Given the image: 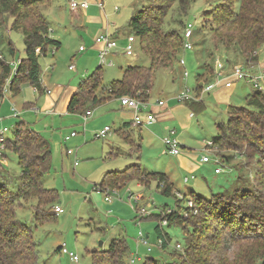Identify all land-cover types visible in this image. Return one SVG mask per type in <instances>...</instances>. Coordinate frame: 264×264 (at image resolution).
Returning <instances> with one entry per match:
<instances>
[{
  "label": "rangeland",
  "instance_id": "374dc122",
  "mask_svg": "<svg viewBox=\"0 0 264 264\" xmlns=\"http://www.w3.org/2000/svg\"><path fill=\"white\" fill-rule=\"evenodd\" d=\"M150 1L154 7L161 9L157 13V18L162 20L161 32L172 30L181 34L185 23H192L193 48L183 51L181 46L178 49V57L185 61L184 68L178 64V58L171 68L159 69L154 73L150 96L144 101H149L151 109L157 113V119L151 125L140 128L134 126L129 130L132 138L140 145L136 154L132 153L129 144L122 141L116 131L124 121L132 118V113L123 108L118 99H111L94 107L93 115L84 121L82 114H58L55 108L53 113H44L48 94L37 93L26 80L20 82L17 93L9 89L4 93L0 115L7 118L0 122V127L10 128L17 120H24L50 144L51 166L42 177V185L56 191V205L62 211L54 218L48 217L36 222L31 206L34 201L31 203L22 200L15 209L16 218L33 230L38 250L36 264H91V251L106 249L110 240L117 235L124 236L129 246L125 264H142L148 256L169 261V254L173 250L180 252L182 256L179 258L184 261L192 256H202L205 264H249V258H254L253 255L264 253V232L238 230L237 225L227 224L225 220L214 217L202 221L193 230L190 238L192 242L197 240L195 247L188 243L183 247L185 233L180 227H163L168 243L166 250L162 252L157 246L155 231L158 219L139 217L135 208L144 207L153 215L160 214L164 210L176 209L175 198L161 194L153 180L148 186H144L132 179L118 189L114 188L117 189V194L112 192L113 189L106 191L111 196L110 202L104 199L105 192L100 191L97 186L108 172H119L137 163L142 169L169 176L174 191L182 192L176 195L178 198L192 190L196 197L208 199L214 193L224 192L229 185L228 194L239 192L246 196L262 192L264 196V156L253 153L257 145L244 140L234 146L220 140V145L213 143L206 147L209 142L217 139V123L226 122L229 106H244L247 95L255 90L253 86L244 80L238 81L227 98L215 96L220 87L216 86L202 94L200 100L203 98L205 108L192 112L193 116L189 115L191 109L186 103L176 99L185 87L192 89L195 86L197 74H207L203 64L209 62L210 50H214L215 58L223 62L227 57L232 58L225 71L234 63L248 67L241 57L233 58L235 56L231 51L227 54L221 45L215 46L218 40L214 31L219 2L226 1L230 10L237 12L239 0H184L185 4L180 3V0H103L105 11L98 7L94 11L101 19L88 25V29L76 31L75 24L69 21L68 0H52L50 5L38 7L45 15L54 38L60 41V46L52 47L46 55L39 57L42 83L51 92L61 86L64 91L71 86L76 87L81 78H86L99 65L98 49L95 53L93 46L94 36L100 32L110 34L120 29L122 32L119 39L122 38V41L119 47L122 48L127 43L125 36L129 34L125 33L130 29L128 21L131 14ZM225 15L227 14H222L220 18ZM12 23V16L0 19V54L9 63L18 61L25 55L23 33L21 29L12 27ZM133 36V55L121 54L120 48L118 56L108 59L107 55L106 63L99 69L103 85L120 79L127 65L150 64L148 56L140 47L139 38ZM9 43L14 51L12 54ZM81 45L85 46V51L78 50ZM263 57L264 46L259 52L260 60ZM110 60L113 63L110 64ZM70 65H74V69H69ZM260 65L262 63L258 61L254 68L257 69ZM184 70L188 71L186 77L183 76ZM158 99L165 101L166 106H157ZM26 102L33 103L32 107L25 109ZM12 105L20 112L19 117L9 116L12 115ZM33 107L38 110L35 112ZM104 125L110 126V133L104 138H97L95 133ZM255 128L257 129L252 125L247 127L246 130L250 132L248 138H255ZM169 129H175L180 144L179 154L168 152L162 142ZM71 131H76V135L64 141V136ZM5 135L12 139L11 131H7ZM66 149L74 150L76 157L67 155ZM261 149L264 150L263 145ZM5 153L6 158L0 156V164L3 166L0 170L5 171L4 185L16 195L22 187L20 167L14 153L8 150ZM202 156L216 158L221 167L220 172L214 171L218 165L213 161L201 162ZM181 159L186 162L184 165L181 164ZM74 160L78 161L76 165ZM185 176L193 177L184 182ZM129 191L138 193L141 197L130 202ZM184 206L185 201H180V207ZM189 214L190 212H186L183 217L187 218ZM139 231L149 235L147 241L151 250L148 251L147 245L138 239ZM177 243L182 246L180 249H175ZM62 244L78 256L76 263L68 254L57 249ZM130 259H133L132 263H129Z\"/></svg>",
  "mask_w": 264,
  "mask_h": 264
},
{
  "label": "trees",
  "instance_id": "16d2710c",
  "mask_svg": "<svg viewBox=\"0 0 264 264\" xmlns=\"http://www.w3.org/2000/svg\"><path fill=\"white\" fill-rule=\"evenodd\" d=\"M180 3L185 4L184 0H180ZM50 4L51 0H0V19L12 16V27L21 29L23 33L25 52L24 57L19 59L13 74L12 64L6 62L0 54V96L3 94V88L10 76L8 89L13 93L19 91L20 82L24 80L28 81L38 93L43 91L39 57L46 55L52 47L60 46L59 40L50 37V25L41 8L38 7ZM217 7V23L214 32L218 40L215 46L221 45L227 54L231 51L235 56L233 58L241 57L248 67L256 66L260 60L259 52L264 46V0H239L237 12L235 10L232 12L226 1L219 2ZM160 11L161 9L157 6L154 7L150 1L133 11L128 21L129 33L139 38L140 47L148 56L150 64L147 66L127 65L121 78L113 80L107 85H103L101 82L99 73L101 65H98L90 75L81 78L77 83L76 89L67 103L68 113L83 114L86 110H92L110 98H119L122 95L133 96L140 100H145L150 96L154 73L159 69L171 68L177 62L178 49L182 46L183 41L182 33L180 34L178 31H160L162 20L157 18V13ZM222 14L227 15L220 18ZM9 51L11 54L14 52L10 43ZM208 57L210 58L209 62L203 64V69L207 74L200 73L196 76L194 86L196 94L200 93L202 86L208 83L212 77L216 59L214 50L208 52ZM231 59L225 58L224 63L229 65ZM200 99H191L183 103H186L185 105L192 112H199L205 108L203 98ZM131 125H133L132 120L124 122L116 131L121 140L129 144L132 153L136 154L140 145L130 135L128 128ZM250 125L257 127V129L255 128V138L247 137L250 132L246 129ZM217 132V139L211 141V144H207L206 147L213 143L220 145V140L234 146L238 145V142L246 140L251 145H257L253 153L264 156V150L261 149V146H264V91L254 90L249 93L244 106L230 105L227 110L226 122L217 123ZM11 133L12 139L6 138L5 150L17 156L22 187L19 188L16 195H13L4 185L5 171L0 170V264H36L38 250L33 230L16 218L15 209L22 200L31 203L34 201L31 206L36 222L48 217H56L57 213L53 207L56 205L57 193L54 189L45 188L42 185V177L45 172L50 170L51 166L50 144L39 131L21 119L11 127ZM5 150L2 152L3 158L7 156ZM0 167L3 166L0 164ZM132 179L144 186H148L149 182L153 180L161 194L175 198L176 209L164 210L162 211L164 214H149L147 217H155L159 220L164 216L168 219V225L180 227L185 233L183 247L186 243L191 247L196 246L197 240L192 242L190 235L202 221L212 217L225 220L227 224H235L238 230L264 232V196L262 192H254L246 196L239 192L228 194L229 185L224 192L214 193L208 199L196 197L192 190L178 198L174 191V185L167 175L147 171L140 168L137 163H133L119 172H108L97 186L101 189H118L126 181ZM160 182H164L162 187H160ZM189 199L192 200L196 213H192L191 208L186 204L184 207H180V201L186 202ZM186 212H190V214L184 218ZM208 216L209 218H207ZM155 231L157 237L161 238L162 234L158 225L155 226ZM167 243L168 240L160 248L162 252L166 250ZM57 249H60V246ZM173 251L169 254V261L157 260L153 256H148L142 264L206 263L202 256H192L188 261L181 260L180 252ZM128 253L127 240L124 236L117 235L110 240L106 249L91 251V264H125ZM253 257L249 258V264L250 260L251 264H264V253H258ZM242 264H247V262H242Z\"/></svg>",
  "mask_w": 264,
  "mask_h": 264
},
{
  "label": "built area",
  "instance_id": "2783aa9c",
  "mask_svg": "<svg viewBox=\"0 0 264 264\" xmlns=\"http://www.w3.org/2000/svg\"><path fill=\"white\" fill-rule=\"evenodd\" d=\"M99 6H101V3H98ZM68 6L70 10H76L78 8H85L88 6V0H68ZM182 49L183 51H187V50H191L193 48V42H192V36H193V25L192 23H185V26L182 30ZM126 40L127 43L125 44L124 48V54L125 55H133V42H134V36L133 35H127L126 36ZM94 44H99L100 46L97 48L98 49V58H99V65L105 64L107 61V55L110 53L111 49L117 46V40L109 33L107 32H103L100 33L96 38H94ZM85 46H79V51H83L85 50ZM53 52V51H52ZM263 61H264V57H263ZM18 61L12 62V74L16 71V67L18 65ZM109 63H113L112 60L109 61ZM178 64L183 66L184 68V64L185 61L183 58H179L178 60ZM264 64V62H263ZM225 67L226 64L216 58L215 59V63H214V74H215V80L205 83L199 94L195 93V89L196 88H188L185 87L182 91H180V93L176 96V99L180 102H185V101H189V100H199L202 97V94L204 92H209L211 91L214 87H216L218 84H220L221 80H224L226 78H229V80L226 81V83L229 85L232 82H237V81H241L244 80L248 83H250L253 88L255 90H260V91H264V65H260V67L258 66L257 69H255L254 67H245L243 64L240 63H234L232 66H230L229 68L226 69L225 71ZM69 69H74V65H70ZM229 69V72H227V70ZM188 75V71L184 70L183 71V76H187ZM11 76L7 79L6 84L3 88V94L0 96V103L3 101L4 98V93L6 91V89H8V84L10 81ZM50 91L47 90V93H49ZM120 105L129 110L132 113V124L134 126H146L149 124H152L157 118L156 115L157 113L154 112L150 105H149V101L145 102L144 100H140L136 97L133 96H128V95H122L118 98ZM156 105L159 107H165L166 106V102L158 99L156 101ZM11 110H12V116L13 117H19L20 116V112L15 108L14 105L11 106ZM92 115V110H86L83 114V120L86 121L90 116ZM190 116H193V113H190ZM9 131V128L7 126H1L0 127V156H2V152L5 150V144H6V135L5 133ZM111 131L110 126L105 125L102 128L99 129L98 132L95 133V136L97 138H104L107 134H109ZM76 135V131H71L69 133V135L64 136L63 140H69L70 138L74 137ZM162 142L165 146V148L168 150V152H170L171 154H179L180 153V149H179V141L177 139V136L175 134V130L174 129H169L168 133L166 135L163 136L162 138ZM208 144H211V142H209ZM67 155H72L74 157H76V152L72 149H66L65 152ZM213 161L215 164H217L218 166L215 167L214 171L216 173L220 172L221 167L218 163V160L216 158H212V157H208V156H202L201 157V162H209V161ZM78 163L77 160H74V165H76ZM193 177V176H191ZM190 177V178H191ZM190 178L188 177H184L183 180L184 182H187ZM164 185V182H160V187H162ZM98 189L100 191L105 192L106 196H105V200L110 202L111 201V196L108 192L111 189H101L98 187ZM112 192L117 194V189H113ZM176 195H180V192L176 191L175 192ZM141 196L138 195V193H131L129 191V196L128 199L131 202L132 199H134V201H137L138 198H140ZM186 206H188L189 208H191L192 212H195L194 210V205L191 199L186 200L185 202ZM54 211L56 213L61 211V208L58 205H55L53 207ZM136 209V213L139 216H147L149 214H151L148 210H146V208L144 207H137ZM169 211V210H167ZM164 214V213H162ZM158 226L160 228L162 237L158 238L157 240V246L159 248H162V245L164 242L167 241V233L165 231H163V227L168 226V219L164 216H162L159 220H158ZM148 235H144L142 231H139L138 233V239L144 244L147 245V249L148 251L151 250V247L148 246V241H147ZM181 245L180 244H176L175 245V249H180ZM60 249L63 253L68 254L69 257L71 258L72 261H74L75 263L78 261V256L76 254H74L72 251H68L65 247L64 244H62L60 246ZM133 259H130L129 263H132Z\"/></svg>",
  "mask_w": 264,
  "mask_h": 264
},
{
  "label": "crops",
  "instance_id": "0c3cea01",
  "mask_svg": "<svg viewBox=\"0 0 264 264\" xmlns=\"http://www.w3.org/2000/svg\"><path fill=\"white\" fill-rule=\"evenodd\" d=\"M51 3H52V0H51ZM98 3H101V6H99ZM104 6H105V4H104L103 0H88V6L87 7H85V8H78L76 10H70L69 9V6H68V10L67 11H68V14H69V21L71 22V24L72 23L75 24V31L77 29H86V28L88 29V25H93V24L97 23L101 19V16L99 14L94 13V11L96 10L97 7L100 10L105 11L104 10ZM114 9L117 10L116 7H114ZM100 10H99V12H100ZM121 32L122 31L120 29H116V31L110 33L117 40V46L111 49L110 53L108 54V59H111L114 56H118L120 54V52H119V48H120L119 47V43L122 41V38L119 39V35H120ZM100 33H97L94 36V38H96ZM75 34H77V32H75ZM125 34H131V33H129V30H128L127 33H125ZM49 35H50V37L54 38V34L52 33V30L50 29V27H49ZM79 35L81 36V34H79ZM123 40H124V38H123ZM81 46H84V45H81ZM93 46L95 48V53H97L96 50H97V48L100 45L99 44H93ZM123 47L120 48L121 51H122L121 54L125 55L124 54V51H123ZM78 50H79V48H78ZM85 50H83V51H85ZM80 52H82V51H80ZM259 62L262 63V65H264L263 64V62H264L263 61V58H262V60H259ZM228 72H226V73H228ZM214 80H215V74H214V70H213L212 77H211V80L209 82L214 81ZM227 80H229V78H226V79L220 81V84L217 85V86H220V87H219L218 91L215 92L216 93L215 96L218 95V96L227 98L231 94L232 90L236 86V82H234V83L232 82L231 84L228 85L226 83ZM41 84H42V87H43V91L42 92L48 94V96L46 98V103H45V106L47 108H45L43 112L44 113H53L54 112V108H55V110H56V112L58 114H62V113L63 114H65V113L68 114V112H67V103H68V101H69L72 93L75 91L76 87L71 86V87H69L68 89H66L64 91V88H62V86H61L60 88H57L55 91L51 92V89H49V88H47L46 86L43 85L42 79H41ZM47 90H49L50 92L47 93ZM111 99H118V98H110V99H108V100H106L104 102H107V101H109ZM2 103L3 102L0 103V106H1ZM32 105H33V103L30 104L29 102L28 103L26 102L24 106H25V109H27V107H30V106L32 107ZM32 109L35 112L38 110V109H36L34 107ZM191 112L192 111H190V113ZM190 113H189V115H190ZM92 115H93V110H92ZM9 116L13 117L12 115H9ZM166 116H161V118H165ZM4 118H7V117H4V116L0 115V122ZM149 125H151V124H149ZM11 127L12 126H10L9 131H11ZM133 127L134 126L131 125L128 128V130L129 129L132 130ZM180 162H181L182 165H184V163H186V162H184L183 159H181ZM190 170H192V169H190ZM177 191L180 192L179 190H177ZM61 211H62V209H61ZM60 212H58V213H60Z\"/></svg>",
  "mask_w": 264,
  "mask_h": 264
},
{
  "label": "water",
  "instance_id": "95a60500",
  "mask_svg": "<svg viewBox=\"0 0 264 264\" xmlns=\"http://www.w3.org/2000/svg\"><path fill=\"white\" fill-rule=\"evenodd\" d=\"M146 236H147V234H146Z\"/></svg>",
  "mask_w": 264,
  "mask_h": 264
}]
</instances>
